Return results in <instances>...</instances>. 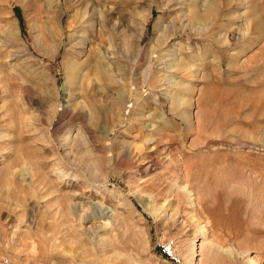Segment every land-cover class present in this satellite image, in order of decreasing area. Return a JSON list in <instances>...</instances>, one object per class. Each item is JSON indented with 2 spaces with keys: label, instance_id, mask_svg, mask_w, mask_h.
<instances>
[{
  "label": "rangeland",
  "instance_id": "1",
  "mask_svg": "<svg viewBox=\"0 0 264 264\" xmlns=\"http://www.w3.org/2000/svg\"><path fill=\"white\" fill-rule=\"evenodd\" d=\"M77 2L0 0V264H264V0Z\"/></svg>",
  "mask_w": 264,
  "mask_h": 264
},
{
  "label": "built area",
  "instance_id": "2",
  "mask_svg": "<svg viewBox=\"0 0 264 264\" xmlns=\"http://www.w3.org/2000/svg\"><path fill=\"white\" fill-rule=\"evenodd\" d=\"M156 247L167 264H184L183 259L176 253L174 244L171 241L159 240Z\"/></svg>",
  "mask_w": 264,
  "mask_h": 264
},
{
  "label": "bare ground",
  "instance_id": "3",
  "mask_svg": "<svg viewBox=\"0 0 264 264\" xmlns=\"http://www.w3.org/2000/svg\"><path fill=\"white\" fill-rule=\"evenodd\" d=\"M71 2H73V0H71ZM74 2H75V0H74ZM76 2H77V0H76ZM211 2H212V3L210 4V7H209L210 12L214 11V8L217 6V2H216V1H214V2L211 1ZM77 3H78V2H77ZM72 9H73V8H72ZM97 9H98V8H97ZM216 11H217V10H216ZM216 11H215V12H216ZM71 13H72V11H71ZM104 13H105L104 10H101V9H100V10L98 11V14H97V13H96V14L99 15L98 17H101V16H102V17L104 18V16H105ZM59 17H60V16H59ZM96 18H97V17H96ZM91 20H92V19H91ZM116 24H117V23H116ZM156 25L158 26L159 23H157ZM112 26H113V25H112ZM157 26H156V27H157ZM102 32H103V31H102ZM119 32H120V31H118V33H119ZM81 35H83V34H81ZM111 38H113V36H112ZM109 40L111 41V39H109ZM83 42H84V40H83ZM111 42H112V41H111ZM108 44H109V43H108ZM82 45H83V44H82ZM109 50H110V49H109ZM110 53H111V51H110ZM109 55H110V54H109ZM112 57H113V56H112ZM114 57H115V56H114ZM110 58H111V57H110ZM111 60H112V58H111ZM114 60H115V59H114ZM72 64H73L72 67H73V66L76 67V65H77V61L75 60L74 63H72ZM69 66H71V64H70ZM157 144H158V143H157ZM155 145H156V143H155ZM152 151H155L154 153L158 152V148H157V146H154L153 149H152ZM152 156H153V155H152ZM151 158H152V157H151ZM149 163H150V165L152 166L154 162H153V160H151ZM151 166H150V167H151ZM153 167H154V165H153ZM152 211H153V210H152ZM97 217H98V216H97ZM97 217H96V218H97ZM101 219H102V217H101ZM96 220H97V219H96ZM174 247H175V245H174ZM175 250H176V247H175ZM176 253H177V251H176ZM177 254H178V253H177ZM178 255H179V254H178ZM179 256H180V255H179ZM198 256H200V255H199V252H197V255H196L195 257L197 258ZM180 257L183 259L182 256H180ZM194 259H195V258H194ZM198 260H199V259H198ZM184 264H186V263H184ZM197 264H198V263H197Z\"/></svg>",
  "mask_w": 264,
  "mask_h": 264
}]
</instances>
